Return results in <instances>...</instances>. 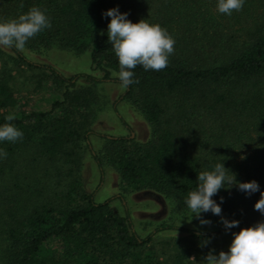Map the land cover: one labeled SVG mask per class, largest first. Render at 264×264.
I'll use <instances>...</instances> for the list:
<instances>
[{
	"label": "trees",
	"instance_id": "16d2710c",
	"mask_svg": "<svg viewBox=\"0 0 264 264\" xmlns=\"http://www.w3.org/2000/svg\"><path fill=\"white\" fill-rule=\"evenodd\" d=\"M32 7L45 12L51 27L25 48L37 54L52 47L86 51L90 69L100 75L66 76L14 47L0 48V126L12 123L23 133L14 143L0 141V150L7 153L0 155V264H160L149 245L155 232L178 229L193 240L203 236L172 224H159L140 236L128 213L119 214L109 198L95 201L93 192L80 187L73 168L60 172L61 165L56 166L60 161L75 164L82 144L89 146L90 131L82 129V122L94 96L91 87L121 85L114 75L118 58L107 37L110 17L103 15L113 8L133 23L159 24L175 45L165 69H132L138 83L119 96L144 116L150 137L141 144L101 135L104 143L92 153L97 167L111 165L123 191L163 194L185 211L197 174L221 162L236 181L254 180L260 190L248 195L235 185L222 188L212 197L221 215L207 212L205 217L238 221V206L244 205L254 225L238 221L237 227L224 228L232 234L264 219L254 209L264 191V0H245L242 10L231 15L217 11V0H0V22ZM11 67L45 75L61 88L60 96L47 110L17 113L7 121L5 109L17 105L3 72ZM52 164L56 179L32 173L44 167L46 172ZM173 246L171 264H189L183 262L189 255L185 242Z\"/></svg>",
	"mask_w": 264,
	"mask_h": 264
},
{
	"label": "rangeland",
	"instance_id": "374dc122",
	"mask_svg": "<svg viewBox=\"0 0 264 264\" xmlns=\"http://www.w3.org/2000/svg\"><path fill=\"white\" fill-rule=\"evenodd\" d=\"M22 51L31 60L52 64L66 76L76 72L91 73L97 77L100 75L99 71L90 69L86 51L76 54L56 47L41 54L26 48ZM0 52H2L1 49ZM2 61L0 56V63ZM3 72L6 74L5 81L17 98L16 106L5 109L10 114L47 110L52 99L60 96L61 88L38 71L11 67L4 69ZM91 90L94 96L89 104L87 117L84 122L80 119V122L85 124L82 129L90 131L89 146L86 148L82 144L77 161L73 165L63 164L59 160L56 166L61 165L60 172L65 171L67 167L73 168V175L81 181L80 187L88 193L93 192L95 201L100 202L109 198V205L119 214L128 213L133 229L140 236L151 232L159 224L187 227L203 233L202 238L193 240L186 236L184 231L178 229L155 232L149 245L156 251L160 264H171L170 256L177 240L184 241L189 248V255L183 260L184 263L190 261L189 264H204L203 257L210 250L213 254H218L220 251L227 252L233 234L231 231L224 230L225 226L220 218L205 217L201 213L202 219L211 221L210 224L202 225L195 216L191 218L189 210H179L172 198L147 190L123 191L118 172L111 165L104 164L101 170L97 167L92 153H97L101 149L104 143L103 136L124 137L144 144L150 137V126L129 101L119 100L123 92L120 84L103 82L91 87ZM2 110L4 109L1 108L0 112ZM54 164L47 166L46 172L44 167L43 172L36 169L32 173L35 176H41L42 173L43 177L52 178L53 176L56 179ZM29 179H31L30 175ZM18 195L20 200L21 195ZM244 208L242 204L238 206L239 215L236 216L238 221L246 226H249L248 223L254 225V220L249 219V215L243 212ZM260 222H264V219ZM165 242L168 243L164 245Z\"/></svg>",
	"mask_w": 264,
	"mask_h": 264
},
{
	"label": "clouds",
	"instance_id": "9594fccd",
	"mask_svg": "<svg viewBox=\"0 0 264 264\" xmlns=\"http://www.w3.org/2000/svg\"><path fill=\"white\" fill-rule=\"evenodd\" d=\"M244 3L245 0H217V11L231 15L233 11L242 10ZM103 15L110 17L107 37L118 58L119 72L114 75L118 76L122 88L126 89L131 84L138 83L133 80L134 72L131 71L138 65L145 71H161L168 66V58L174 52L175 40L166 29L159 24H150L146 19L133 23L127 19V13H121L116 8L107 10ZM50 27L51 23L45 12L38 7H32L18 18L0 22V48L14 47L22 51L29 39ZM5 119L10 122L15 116L9 114ZM22 137L23 133L12 123L0 126V141L14 143ZM0 155L6 157L7 153L0 150ZM197 181L196 189L188 193L185 204L191 218L195 216L202 225L210 224L211 221L202 219L201 213L221 215L222 209L212 197L222 188L235 185L239 191L248 195L260 190L254 180L236 181L235 174L221 162L215 165L214 170L197 174ZM254 209L264 214V191L260 192ZM221 220L226 229L239 225L236 220L228 221L223 217ZM192 259L195 261L194 257ZM202 261L204 264H264V222L233 233L227 252L213 254L210 250Z\"/></svg>",
	"mask_w": 264,
	"mask_h": 264
}]
</instances>
